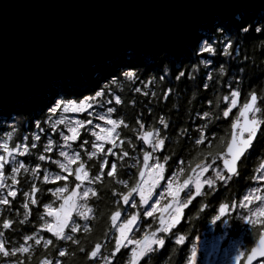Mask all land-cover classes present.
Masks as SVG:
<instances>
[{
	"label": "trees",
	"instance_id": "trees-1",
	"mask_svg": "<svg viewBox=\"0 0 264 264\" xmlns=\"http://www.w3.org/2000/svg\"><path fill=\"white\" fill-rule=\"evenodd\" d=\"M258 28L261 31L255 30ZM229 44L226 55L224 49ZM205 46L213 47L215 54L203 52ZM128 72L133 74L132 79L127 77ZM232 91L239 93L240 103L225 117L223 112L230 108ZM97 92L102 95L97 97ZM253 92L258 96L257 106L261 109L256 117L262 124L253 149L242 159L238 176L231 178L228 184L219 181L205 194L211 202L209 221L221 217V206L226 214L213 233L207 235L208 242L211 237H223L225 244L238 241L244 252L242 264L264 231V205L258 220L254 218L249 225L245 219L253 214L241 204L256 186L255 178L264 170V12H241L227 23L213 20L200 27L185 45L179 47L128 51L113 61L91 68L73 79L54 83L34 97L0 111V141L8 139L11 134L10 147H28L27 153L20 155L24 167L16 173L17 183L13 184V174L6 166L5 172L9 176L3 180L6 187L0 188V198L9 201L7 205L0 204V236L8 244L5 249L10 252L6 260L38 264L42 258L50 256L59 258L60 264H104L103 257H108L107 264H131L132 252L128 248L121 249L126 252L123 260L119 259L121 253L115 257L111 255L116 237L111 216L116 210L125 209L123 195L141 181L144 152L151 153L150 164L162 163L166 176L179 184L201 160H216L221 166L220 159L214 157L225 153L231 137V124ZM85 97H97L98 103L113 109L111 115L122 120L123 124L119 126L121 145L115 157H108L101 179L89 183L95 196L90 193L86 198L87 209H91L86 213L88 219L77 218L75 224L80 226L77 232L67 231V235L78 241L73 244L58 240L43 230L46 222H52L46 206L51 205V210L59 208L61 197H65L76 182L74 175L62 172L57 164L62 159L59 151L64 149L60 139L63 127L53 128L51 122L56 115L50 109L57 101H80ZM161 118L167 128L160 124ZM150 130H158L161 138L166 139L163 152H152L151 146L140 139L142 132ZM199 130H203L207 137L201 144L195 142ZM80 136L74 144V151L79 152L81 162L93 179L100 164L95 158L89 159L81 147V144L87 145L82 140L90 139L87 130L84 129ZM49 145L50 150H46ZM41 155L45 160L39 159ZM164 157H167L166 161ZM111 164H115L116 169L109 177L106 173L111 170ZM56 175L68 179L56 180L53 177ZM45 176L49 179L46 180ZM261 178L264 179V174ZM32 187L37 189L35 193L31 192ZM56 188L66 190L56 194ZM9 190H14L16 196H7ZM33 198L37 200L36 204L31 203ZM225 207H228L227 211ZM208 215L205 211L202 217L193 220L192 225L182 232V242L176 240L178 236L167 239L136 264H194L196 238L202 237L209 228ZM5 219L10 221L7 229L3 227ZM144 225L147 226V222ZM37 239L40 244L36 243ZM45 240L52 241L47 248L44 247ZM26 243L28 252L16 251ZM96 243L101 244L100 252L96 258L89 259L85 252ZM80 248L85 252L79 251ZM58 249L66 255L61 257Z\"/></svg>",
	"mask_w": 264,
	"mask_h": 264
},
{
	"label": "water",
	"instance_id": "water-1",
	"mask_svg": "<svg viewBox=\"0 0 264 264\" xmlns=\"http://www.w3.org/2000/svg\"><path fill=\"white\" fill-rule=\"evenodd\" d=\"M241 12H264V0H0V111L128 51L185 45L200 27L213 20L227 23ZM239 118L238 125H243L240 111ZM261 128L241 159L253 149ZM163 140L159 153L166 146ZM202 164L207 160L192 167L190 180ZM239 167L238 161L237 173L230 176L238 175ZM172 207L170 201L163 214ZM61 215L58 211L55 218ZM181 223L173 218L169 231ZM262 237L264 231L242 264L264 261L259 251L252 255Z\"/></svg>",
	"mask_w": 264,
	"mask_h": 264
},
{
	"label": "snow or ice",
	"instance_id": "snow-or-ice-1",
	"mask_svg": "<svg viewBox=\"0 0 264 264\" xmlns=\"http://www.w3.org/2000/svg\"><path fill=\"white\" fill-rule=\"evenodd\" d=\"M255 30L261 31V29H259V28L255 29ZM228 47H230V44L227 45L224 49V54H226V55L228 54ZM202 51L209 53V54H213V55L215 54V49L211 46L203 47ZM223 71H224L223 68H221V73H223ZM126 75L129 79H132V77H133V74L131 72L126 73ZM181 75H183V73H181ZM101 95H102V93H100V92L96 93L97 97H99ZM238 96H239V93L237 91L231 92L230 104L232 107L236 106ZM93 99H95V98L94 97H85L84 99L80 100L79 102H77L75 100L57 101L55 106L53 108H51L50 110L52 113H56V111L58 109H61V108H62V111L65 113L86 111L88 108L92 107V104L89 103V101L93 100ZM225 99H229V98L225 97ZM116 102L119 103L120 101L117 100ZM257 103H258L257 94L255 92H253L250 94V97L245 101V103L243 104V107L240 109V116L244 118L243 125H238V122H236V121L232 122V124H231V128H232L231 139L226 144V153H218L214 157V159H222L223 160V166L227 170V173L229 174V176L231 174L237 173L238 161L240 163H243V160L241 158L244 156L246 150L251 147L253 139L257 135V131L261 127V120L257 119V117H256V114L261 111V109L257 106ZM112 111H113V109H111V108L108 109L109 113H111ZM230 111H231V108L225 110L223 112V115L225 117H228ZM249 113L252 114L251 119L248 118ZM204 115H205V117H207L208 113L205 112ZM100 119L105 120L106 125H110L111 127L100 128L99 132L93 131L92 135L96 137L97 141L106 142V143L112 144L113 147H118L119 145L116 143V139L118 138L119 133L116 132V128L119 127L120 125H122L123 121L122 120L109 119V118L104 117V116H101ZM57 123H64V120L60 119V120L54 122L52 125L53 128H55ZM85 123L91 124V121L90 120L86 121V122L85 121H76L74 124L69 123L67 125L68 130L71 133V135L64 137L66 145H67L68 141H74L77 139V137L79 135V129L82 128ZM160 124L163 125L165 128L168 127V125L165 123L163 118L160 119ZM125 127H126V125H125ZM140 127L143 128L144 126L141 125ZM238 127H239V131H237ZM245 133H247L246 137L244 135ZM10 138H11V134H9L8 139H6L2 143H0V150H2V152H0V188L6 187V185L3 182V169H4L6 164H9L11 162L9 158L14 159V154L24 155L28 151V147L26 145H24V146L15 145L14 147H10V145H9ZM37 139H39V137H37ZM140 139H142L144 141V143H150L152 152H155L158 148L162 147L164 144V140H163V138H161L160 132L158 130H150V131L142 132ZM206 139H207V137L204 135V131L199 130V135H198L195 142L197 144H201ZM85 143H87V141H85ZM32 147H35V145L33 144ZM21 148H23V150H21ZM92 148L95 149L96 151L88 153V155L91 157L96 156L97 151L104 152L106 154L111 153L112 155H116V153H114L112 151V148H108L105 150L104 143H92ZM46 150H50V145L46 148ZM124 155H127V153L125 152ZM60 156H62L64 158V161H65L64 163L57 161V164H58L59 168L61 169V171L62 172H68L69 176L74 175L75 180L80 181L81 184L83 183L84 180H88V183H90V184L94 183L96 180H100L101 174L104 173L105 165L103 162H101L99 165L98 173L95 175V177L93 179H89L88 172L84 170L85 164L83 162H81V158H80L79 153L69 154L68 152L61 151ZM150 156H151L150 152H147V151L144 152L145 167L146 168H155L157 170H162L163 165L160 164L158 161L154 162L153 164L148 163ZM39 159L41 161H43V160H45V156L41 155L39 157ZM164 160L166 161L167 157H164ZM73 164H76L75 169L71 168V166ZM23 167H24L23 164H20L18 167H12L11 172L13 174L12 175L13 184L17 183L16 173H18L19 170ZM201 167L204 169H207L209 167V165L202 164ZM110 169L111 170L107 171V173H106V175L109 177L113 176L114 170L116 169V165L111 164ZM25 171H27V169H25ZM140 175H141V177H144L145 172L141 171ZM54 178L56 180H67L68 179V177L61 176V175H56ZM158 178H159V171H157L156 175H154L152 177L151 184L149 185L148 189H144L143 187H141V185L144 183L143 180L137 182V184L134 185L129 190V192L127 194L123 195L122 199H123L124 204L125 205L130 204L131 203V201H130L131 194L133 192H137V191L140 194V203L141 204H147V196L145 193H146V191H150L151 186L156 183ZM45 179L47 180V179H49V177L45 176ZM120 182L124 183V181H120ZM80 187H81L80 184L76 185L77 189H79ZM126 187H127V185H126ZM65 190H66L65 188H56L55 193L56 194L63 193V192H65ZM36 191H37V189L35 187L31 188L32 193H35ZM90 193L93 196H95V191L91 188L82 190V196L84 198H87ZM25 195H29V194L26 193ZM77 195H78V193L75 190H73L71 196L67 197V199L65 200V203H68V201H72V203L69 206V210L67 212H65L63 218H61V217L56 218L55 226H53L52 224L47 223V222L44 225V227L47 228V231L52 233V235L54 237H56V239L68 240V241H71L73 244H78V241L76 239H74L72 236L66 235L64 233V228L66 226H68V220H69L71 208L78 207L74 201V198ZM7 196L14 197V196H16V192L14 190H9L7 192ZM246 199H248V198L246 197ZM31 203L36 204L37 200L35 198H33V199H31ZM0 204L7 205V204H9V201L6 198H0ZM24 207L27 208L28 205L25 204ZM60 207H61V209H64L65 204H61ZM131 207L135 208L136 204L131 203ZM46 208L48 209V214L52 215L53 213L51 211V205H47ZM85 209H86V211H84V212L78 211V215H80L84 219H88L86 212L91 211V209H87L86 205H85ZM223 211H224V206H221V212H223ZM144 214L150 216L151 212H149L147 209H145ZM262 214H264V213H262ZM120 216H121L120 210H116L115 212L112 213L111 219H112L114 225H115L117 218ZM135 220H136V215L132 214L124 220L122 225H120L117 228V231L120 232V235L115 237V245H114V249L111 253L112 256L115 257V256H117V253H121L119 259L123 260L124 256L126 255V252H121L122 243H123V240L127 239L126 233L129 229V227L134 223ZM249 222H251V221H249ZM3 227L5 229L9 228L10 227V221L5 219L3 221ZM79 227L80 226L75 224V222L73 221L72 225L70 226V230H71V232L75 233V232H77ZM84 230L85 231L88 230L86 225L84 226ZM163 231L167 232L168 228L164 227ZM181 239H183V238H181ZM40 242H41L40 239L36 240L37 244H40ZM51 243H52L51 240H45L44 241V247L47 248L48 245ZM133 243H135L138 246V248H135L132 250L131 264H135V261L139 255H142L145 251H150V245L151 244H154V243L163 244L164 241L163 240L157 241L155 239H150L148 237H145L143 242L142 241H133L130 239L127 240V244H133ZM124 247L126 248V245H124ZM100 249H101V244L96 243L87 252H85V249H83V248H80L79 251L85 252V255L89 259H94L98 256ZM16 251L21 252V253H25V252H28L29 249L26 246H22V247L16 249ZM257 251H259V254L261 256H264V237H262V239L260 241L259 248L258 249L253 248L252 255H255L257 253ZM58 252H59V255L61 257L66 255V253L62 250L58 249ZM0 253H3L4 256L10 255V252L5 250V246L3 243H0ZM239 255L240 254H238L237 259H239ZM103 259L105 260V262L107 264L108 257H103ZM248 259L251 260L252 256H249ZM17 264H20V262L17 261ZM43 264H51V261H44ZM56 264H60V261H57Z\"/></svg>",
	"mask_w": 264,
	"mask_h": 264
},
{
	"label": "rangeland",
	"instance_id": "rangeland-1",
	"mask_svg": "<svg viewBox=\"0 0 264 264\" xmlns=\"http://www.w3.org/2000/svg\"><path fill=\"white\" fill-rule=\"evenodd\" d=\"M98 101H99V99L97 97L93 100H90L89 103L92 104V107L88 108L86 111L65 113L62 111V108L58 109L55 113L56 116H54L51 124L53 125L54 122H56L60 119L64 120V123H57L55 127L56 128H59L60 126L63 127V130H61L62 133L60 135V139H61V145L64 147V149H62L61 151L68 152L69 154L79 153L78 151H74L76 148L74 146V144L79 141V138L81 137L80 135H81L82 131L84 129H86L87 135L90 137V139L82 140L84 143H85V141H87L88 146L81 144V147H83L85 149L84 151L87 153V157H89V159L95 158L99 161V164L101 162H103L105 165V167H104V169H105L107 166L108 157L109 156L115 157V156L112 155L111 153L106 154L104 152H99V151H97L96 156H94V157L89 156L88 153L96 151L95 149L92 148V143H104L105 150L108 148H112V151L115 153L116 150L120 147L121 142H120L119 136H118V138L116 139V143L119 146L113 147L112 144L102 142V141H97L96 137L92 135L93 131L99 132L100 128L111 127L110 125H106L105 120L100 119L101 116L116 120L115 118H113L111 113L108 112L109 108H107L104 105L101 106L98 103ZM77 102H79V101H77ZM229 102H230V100H229ZM239 103L240 102H239V96H238L236 106L232 107L230 104V108L231 109L236 108L239 105ZM89 120L91 121V124L85 123L84 126L79 129V135H78L77 139L74 141H68L67 145H66L64 137L71 135V133L68 130L67 125L69 123L74 124L76 121H85L86 122ZM116 132L119 133V127L116 128ZM2 142L3 141H0V143H2ZM146 144L150 146V143H146ZM61 151H59V152H61ZM0 152H2V150H0ZM156 152H157V150H156ZM9 159L11 162L9 164H6L5 167L8 166L10 169L9 170L10 173H12L11 172L12 167H18L21 164L20 155L14 154V159L13 158H9ZM59 162L64 163L65 162L64 158L62 157V159ZM150 162H151V160L149 159L148 163L150 164ZM160 164H162V163H160ZM221 166H219L217 164L216 160H213L207 169H203V171L195 179L194 188L197 189L196 193H201L200 192L201 187H203L205 190L206 189L209 190V189L213 188L219 181H221L222 183H226V184H228L230 182L231 178L227 175L224 168ZM5 167L3 169V180L6 179L7 176H9L5 172ZM75 167H76L75 164H73L71 166L72 169H75ZM84 170L88 172L89 179H92V176L90 175V171L87 169L86 166H85ZM143 171L145 172V176L141 177V180L144 181V183L141 185V187H143L144 189H148L149 185L151 184L152 177L154 175H156L157 171H159V178L157 179L156 183L151 186L150 191H146V193H145L147 196V204H141L140 203V194L138 191L133 192L134 197L130 201H131V203H135L136 207L135 208L131 207V203L128 205L124 204L125 209L121 211V216L117 218L115 225L112 223L113 233H115L116 236H119L120 232L117 231V228L120 225H122L124 220L126 218H128L130 215H132V214L136 215V220L129 227V229L126 233L127 239L123 240L122 247H121V249H124L125 248L124 245H126V248H128L131 252L133 249L138 248V246L135 243L127 244V240L130 239L133 241H141V239L134 240L133 238H131L129 231H130L132 226L137 227V226L141 225V223L143 221V216L145 218H147L148 215L144 214L145 209H147L149 212H151L150 216H153L155 213H159V215H160L161 214L160 213L161 208H160L159 203L162 200H164L165 198H175V199H178L177 201H179V203L181 205L184 204L183 191H184V188L186 186V183L181 182L179 184V183H176L172 177H169V176L167 177L164 165H163L162 170L144 167ZM262 174H264V170H261L259 176H257L255 178L256 186L252 187L251 190L249 191L248 195L246 196L248 199H246V197H245L241 203L242 207L245 210H249L251 212V214H253V216L250 215L245 219V221L249 225H252L254 218L256 220H258V218L260 217L262 207L264 205V193H263L264 184H262V182H264V179L261 178ZM53 177H55V176H53ZM77 184L81 185V187L79 189L76 188ZM88 188H91L89 186L88 180H84L82 184L80 181H76L74 186L71 189H69L68 194L63 198L61 197V204H65V200L67 199V197L71 196L73 190H75L78 193V195L74 198L75 204L78 207L71 208V210H70L68 226H66L64 228V233L66 235H67V231L70 229V226L72 225L73 221L76 222L77 218L84 219L80 215H78V211H80V212L86 211V209H85L86 198H84L82 196V190L88 189ZM86 208H87V205H86ZM225 208L227 211L228 207H225ZM68 210H69V207H66V206L64 209H61V207H59L57 209L51 210L53 214L49 215L52 217V222L50 224L55 226V224H56L55 215L58 211H62L61 218H63L65 212H67ZM224 214H225V211H224ZM216 219H217L216 221H213L212 224H210L209 228L206 230V233L202 237L198 236L196 238L197 247H196L195 252H193V263L194 264H240L241 260L244 257V252L241 249L240 243L238 241L233 240V241L227 242L225 244V243H223V240H222L223 237L222 238L219 237V238H215V239H213L211 237L210 241L208 242L207 235L213 233V230L218 226L220 220L221 221L223 220V218H221V217L216 218ZM249 221H251V222H249ZM43 230H47V228L44 227ZM50 234L52 235V233H50ZM147 236H148V238L155 239L157 241L162 240L161 239V233H159V231H155L154 235L150 234ZM181 238L182 237H177L176 240L178 242H182L183 239H181ZM0 243H4V240L2 239L1 236H0ZM232 243H233V245L231 246ZM24 246L28 247V243H26ZM158 247H160L159 243L151 244L150 245V251H145L142 255H139L138 258L136 259L137 260L136 263L139 262L142 258L147 256L148 254H150L151 252H153L155 250V248H158ZM5 250H7V249H5ZM238 254H240L239 259H237ZM0 255H3V253H0ZM108 262H109V260L107 261V263ZM6 264H17V263L8 261ZM104 264H106V262ZM259 264H264V263L261 262Z\"/></svg>",
	"mask_w": 264,
	"mask_h": 264
},
{
	"label": "flooded vegetation",
	"instance_id": "flooded-vegetation-1",
	"mask_svg": "<svg viewBox=\"0 0 264 264\" xmlns=\"http://www.w3.org/2000/svg\"><path fill=\"white\" fill-rule=\"evenodd\" d=\"M251 118H252V116H251ZM234 121H236V122L240 121L239 113L236 115V118H235V120H233V122ZM231 132H232V128H231ZM211 163H212V161H207V165H210ZM203 169L204 168L199 170L191 180H190V175H191V170H190L188 177H186L182 181L183 183H186V186H185L184 191H183V197H184V204L183 205H181L179 203V201H177L178 199L165 198L164 200H162L159 203L160 208H161V211H160L161 214L159 215V213H155L153 216H147V218H145L143 216V221H142L141 225H139L137 227L136 226L131 227V229L129 231L131 238H133L134 240L141 239V241L143 242L145 237H148L147 235H150V234L152 235L155 233V231H159V233H161V239L165 243L167 239H171V238L177 237V236L183 237L182 232L184 230H186L190 224L192 225L193 220H197L200 217H202L203 214L205 213V211H206L207 215L210 214L211 202L205 196V194L208 192V190L207 189L205 190L203 187H201V189H200L201 193H196L197 189L194 188L195 179L203 171ZM236 176H238V175H236ZM236 176H229V177L233 178ZM132 194L134 197V193H132ZM170 201H173V207L166 215H164L163 210ZM224 211L223 212L220 211L221 217L226 215V214H224ZM175 217L180 218L182 220V223L177 228H172L171 231H169L172 220ZM207 217L208 218L206 221H209V215ZM213 221L214 220H212L210 218L208 226H210V224H212ZM145 222H147V226L144 225ZM152 226H153V228H152ZM208 226H207V228H208ZM164 227L168 228L167 232L163 231ZM3 244L5 247L8 246L7 243H3ZM163 244H160V247ZM6 258H7L6 256L0 255V264H4V263L6 264L8 261L12 262L11 260L7 261ZM4 259L7 262H5ZM17 261L15 260L13 262L17 263ZM44 261H51V264H56V262L59 261V258H52L50 256H47V257L42 258L38 264H42ZM136 261H135V264H136Z\"/></svg>",
	"mask_w": 264,
	"mask_h": 264
}]
</instances>
